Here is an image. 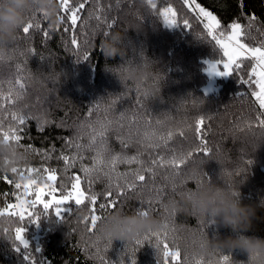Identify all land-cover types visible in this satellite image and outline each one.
I'll use <instances>...</instances> for the list:
<instances>
[{
	"label": "trees",
	"instance_id": "obj_1",
	"mask_svg": "<svg viewBox=\"0 0 264 264\" xmlns=\"http://www.w3.org/2000/svg\"><path fill=\"white\" fill-rule=\"evenodd\" d=\"M153 2L156 9L146 0H88L76 26L79 48L71 43L73 33L64 31L69 24L67 19L53 26L49 19L42 18V13H37L40 29L30 30L28 34L20 30L7 50L0 54V130H7L10 125L19 127L20 143L24 147H17L26 155L25 161L15 165L16 173L0 172V211L17 200L21 189H16L15 183L21 182V171L29 175V168L41 169L30 175L38 181L44 179V168L55 170L54 184L59 193L70 190L73 178L79 176L86 192L98 194L95 213L87 200L80 206L69 203L67 211L62 213L64 220L56 215L54 208L43 215V206L39 204L31 210L41 214L39 224L28 223L27 215L24 221L10 215L11 212L0 216V264H29L22 247L17 252L9 239L14 236L15 227H26L31 248L39 249L33 251L32 256L42 264H101L94 258L95 249L89 247L85 251V247L95 241L88 230L90 217L93 214L106 217L113 212L111 208L104 212L99 208L101 203H108L109 191L118 200L115 210L122 209L127 214L147 210L148 215L160 222L161 231L165 223L175 229L180 264L186 260L189 264L201 259L205 264L209 258L218 260L221 254H193L206 238L232 235L231 229L209 226L207 222L202 224L198 216L183 209L181 193L196 186L190 176L194 169L200 171L202 179L211 182L242 184L244 203L264 202V129L257 122L259 112L264 110L259 109L255 97L250 95L254 87L242 86L237 79V76L250 74V62H244L242 71L220 79L221 86L216 91L204 92L203 85L208 79L206 61L222 58V51L183 0ZM196 2L213 11L224 28L234 21L239 22L245 29L243 40L250 46H264V0ZM168 6L176 9L179 26L167 27L159 16V11ZM60 11L61 6L57 13ZM30 16L31 13L28 19ZM105 17L109 23L114 21L111 29L103 22ZM252 17L255 20H251ZM184 20L189 21L191 28L183 26ZM44 31L49 32L47 38ZM115 32L125 36L129 57L138 61L137 54L143 53L156 63L157 79L143 86L159 84L162 87L161 95L155 99L147 98L140 86L129 83L123 87L114 75L105 71L101 42L105 33ZM86 38L87 44L84 43ZM86 54L88 59H85ZM123 62L120 57L107 61L109 64ZM18 80L24 85L23 89ZM14 113L32 118L20 126L12 119ZM122 113L124 119L120 120ZM199 118L204 119L202 133L197 131ZM109 120L113 123L103 141L107 147L105 161L118 156L116 172L119 173L146 168H153L155 172L154 179H149V174L144 172L146 180L137 182L136 189H125L124 196H117L115 187H107L110 181L103 172H110L115 179V173L109 168L93 173L91 186L81 168V165L92 168V158L102 141L97 138L96 144H92L91 138ZM120 124L123 127H119ZM170 131L172 138L166 144L161 142L159 137L167 139ZM181 131L183 135L179 134ZM146 133L158 147L149 146ZM201 134L211 150L208 155L196 151L203 146ZM190 152L193 155L180 166L179 175L171 167L152 164L160 157L168 160ZM64 156L69 157L67 163ZM73 156L76 157L74 163ZM130 157H136V162L128 163ZM5 176L13 183L9 184ZM127 179L132 177L129 175ZM119 182L123 186V178ZM81 213L86 214L82 217ZM258 216L246 235L264 237V209ZM168 242L171 245V240ZM154 243V240L145 241L139 247L137 264H173L170 259L165 261L162 254L157 255ZM126 244L114 241L113 246L104 251V241H100L104 264H120ZM231 255L234 264H248L246 253L236 250ZM129 259V256L124 257L125 264H130Z\"/></svg>",
	"mask_w": 264,
	"mask_h": 264
},
{
	"label": "snow or ice",
	"instance_id": "obj_2",
	"mask_svg": "<svg viewBox=\"0 0 264 264\" xmlns=\"http://www.w3.org/2000/svg\"><path fill=\"white\" fill-rule=\"evenodd\" d=\"M148 5L152 9H156L157 5L153 2V0H146ZM58 3L61 6V11L58 14L60 20L63 22L65 19L69 22L68 26L65 27L64 31L72 32L71 43L75 45L77 48L80 47L79 38L76 35V26L78 21L81 20V12L85 8L86 3L88 0H76V3L73 4L72 0H58ZM183 3L191 8L195 13L197 18L200 22L203 23L204 29L207 30V35L211 37V40L215 42V44L219 47L222 51V58L214 59L212 61H207V72L210 75L215 76H233L235 73H238L243 70L242 66L244 65L245 61L250 62L251 64V71L250 74L246 73L245 76H237V79L241 82V85H251L256 90L252 91L250 95L255 97V100L258 103V107L261 110H264V46H250L248 43L244 42L243 37L245 36V29L244 27L238 22H232L226 26V28L222 27L220 19L217 18L211 11L206 10L202 7L196 0H183ZM38 11H32L31 16L28 19V22L23 26L21 31L24 34H28L30 30L33 29H40L41 24L40 20L37 18ZM159 16L163 18L164 25L167 27H176L179 26L180 23L177 18V11L175 8L168 6L164 7L159 11ZM42 18L47 20L45 14L42 13ZM251 20H255V17H252ZM103 22L106 24L107 28L111 29L113 27L114 21L109 23L107 18L105 17ZM183 26L185 28H191V25L188 20L183 21ZM251 27V22L249 24ZM81 32L83 33V26L81 25ZM108 33H105V37ZM44 37L49 36L48 31H44ZM89 41L87 38L85 39L84 43L87 44ZM31 51H35L34 49ZM85 59H88L87 54L85 55ZM18 70L20 69V65L17 66ZM17 83L19 84L20 88L23 89L24 85L20 83L18 80ZM139 91V89H138ZM115 103V101H113ZM32 117L26 114H13L12 119L17 122V125H25L26 120L31 119ZM38 119V118H37ZM124 119V114L122 113L120 116V120ZM257 122L261 129H264V111H260L257 116ZM113 121L109 120L101 131L93 135L91 138V143L96 144L97 138H99L102 143L100 147L96 149V155L92 158L93 159V166L89 168L87 166L81 165L82 171L85 175V178L88 180L89 186L92 184L91 176L93 173L103 171L104 167H107L111 170V173H115V179H113L110 172H103L105 176L109 178V184L107 187L109 189L115 187L116 195L117 196H124L126 194L125 189H136L138 186L137 182H144L146 180V176L144 172L149 174V179H154L155 172L153 168H146L143 170L137 169L131 173H119L116 172V164L119 161L118 156H113L110 161H105V152L107 151L106 144L103 143L105 140V136L107 131L109 130L110 125ZM159 123V122H158ZM197 131L202 133L203 128L205 126L204 119L199 118L197 120ZM119 127H123L122 124ZM249 128L252 127L251 123L248 125ZM19 133V127L15 125H10L7 130H0V134H2L3 139L7 142L15 143L18 147H24L20 143L21 136ZM183 135L181 131L179 133ZM153 136L155 133L152 134ZM264 135V132H262ZM173 133L170 131L167 135V139L163 136L159 137L160 141L163 143H167L168 139H171ZM145 139L149 141L150 147H158L159 145L152 143V137L149 136L147 133L145 134ZM201 144L203 145L199 148L198 152L203 153L205 155L210 154L211 150L207 147V143L203 135L201 134ZM123 143V139L121 140ZM77 148H80L81 145H76ZM193 153L190 152L187 155H182L180 157L173 156L172 158L165 160L163 157H160L159 160H153V165H161L171 167L176 171V174L179 175L180 166L185 164L188 159L192 157ZM65 162L67 163L69 157L64 156L62 157ZM73 163L75 162L76 157L73 156L72 158ZM136 157L127 158L128 163L136 162ZM251 163V161H249ZM29 175L32 172L39 173L41 169L39 168H29L27 169ZM44 178L47 181L53 183H38L37 180L32 179L28 180L26 183L23 184V191L25 195L34 193V199L31 201L25 202L20 196H17V200L19 201L18 204H8L3 211H0V216L8 213V209H15L13 212L9 213L10 215L17 216L19 220L24 221L25 216L27 215L28 223L39 224L41 220V214L36 213L34 214L32 211H29L25 204L31 205L35 207L37 204L43 206V215L47 214L50 209L55 210V213L61 220H64V216L62 213L67 211L66 208L62 207L69 203H75V205L80 206L85 203L87 200L92 208L91 210L93 213L96 211V204L98 199V194L96 193H88L81 187V180L79 176L73 178L70 190H65L59 197L55 195L57 192V187L55 186L54 182L56 181L57 177L55 175V170H49L44 168ZM13 173L17 172V168L14 167L12 169ZM21 176L24 175L23 171L20 173ZM131 176L132 179L128 180L127 177ZM207 175V174H205ZM229 176L232 174L229 173ZM7 180V177H4ZM123 178V186L120 184V179ZM9 184L13 183L12 180H7ZM175 187V185H174ZM16 189H21L22 185L20 182L15 183ZM108 203L104 204L101 203L99 208L101 212H104L106 209L111 208L115 211L116 206L118 204V200L113 198V193L109 191L107 194ZM45 196L51 197L50 200H46ZM139 213L144 215H148L147 210H141ZM106 217L103 215H96L93 214L90 217V225H89V232L95 236V241L91 245H86L85 251L89 249V247L95 249L94 258L99 259L101 264H104V257L100 255V248L99 243L100 241H104V251H107L108 248L113 246V241L109 237H105L102 233H100L99 229L97 228V224L99 221L104 220ZM87 223V220H85ZM201 223H205V221H201ZM209 226L210 224L207 223ZM26 227H15L14 229V236L9 237L13 241V247L17 252H20L22 249L25 251L24 259L29 262V264H42L41 261H38L32 256V252L34 251L29 241L25 238ZM152 245L157 250V255L163 256L165 261L169 259L173 262V264H180L181 261V252L179 246L176 244L177 237L175 235V229L169 228L168 223L164 225V231L155 232L145 234L143 237L137 239L135 242H130L126 244V251L122 254L120 258V264H125L124 257H130V264H137L136 254L139 250L140 246L145 244V241L152 243ZM169 240H171V245L169 244ZM22 246V249H21ZM31 248V250H30ZM35 251H39L36 249ZM34 251V252H35ZM254 259V258H253ZM184 264H189L186 260ZM196 264H205L204 260H197ZM207 264H234L233 257L231 254H224L221 253L219 259H212L209 258Z\"/></svg>",
	"mask_w": 264,
	"mask_h": 264
},
{
	"label": "clouds",
	"instance_id": "obj_3",
	"mask_svg": "<svg viewBox=\"0 0 264 264\" xmlns=\"http://www.w3.org/2000/svg\"><path fill=\"white\" fill-rule=\"evenodd\" d=\"M59 7L57 0H0V54L7 50L8 45L15 40L19 31L28 22L29 13L32 11L43 13L55 26L61 22L57 13ZM124 41L125 36L120 32L107 34L102 40L105 71L114 75L123 87L129 83L140 86L147 98L155 99L161 95L162 87L159 84L150 85L148 88L143 86L147 81L157 79L156 63L143 53L137 54L138 61L129 57ZM116 57H120L124 62L107 63ZM25 160L26 155L18 150L15 143L0 138V172H12L17 163ZM190 176L196 186L181 193L183 209L210 225L229 228L232 231V235L227 237L222 238L217 234L214 238L204 239L193 254L198 256L232 254L239 250L249 257L248 264H264V237L246 235L253 229L254 222L260 218L258 212L264 209V202L244 203L240 190L242 184L238 186L232 182L215 183L202 179L198 169L192 170ZM19 179L26 181L31 177L20 176ZM85 214L81 213V216ZM161 230L160 222L150 215L127 214L122 209L111 212L99 224L100 233L111 238L113 242H135L145 234Z\"/></svg>",
	"mask_w": 264,
	"mask_h": 264
},
{
	"label": "rangeland",
	"instance_id": "obj_4",
	"mask_svg": "<svg viewBox=\"0 0 264 264\" xmlns=\"http://www.w3.org/2000/svg\"><path fill=\"white\" fill-rule=\"evenodd\" d=\"M206 10H208V11H211V10H209V9H207V8H205ZM214 15H216L213 11H211ZM217 16V15H216ZM217 18H218V16H217ZM219 19V18H218ZM239 23V22H238ZM212 60H214V59H208L207 61H212ZM206 61V62H207ZM207 63H206V66H205V71H206V73H207V75H208V79H207V81H206V83L203 85V91L204 92H206V93H211V92H213V91H216L217 89H219L220 88V86H221V82H220V79H227L229 76H215V75H210L208 72H207ZM254 90H256L255 88H253V91ZM23 176H25V177H31V179H29V180H32V179H35L34 177H32V176H30V175H28V174H24ZM36 180V179H35ZM28 180H26V181H21L20 183H21V185H22V188H21V191H20V194L18 195V196H20L25 202H27V201H31L32 199H34V193H32V194H28V195H25L24 194V191H23V184L24 183H26ZM37 182L38 183H42V184H44V183H53V182H50V181H47L45 178L42 180V181H38L37 180ZM62 193H59L58 192V190H57V192L55 193V195L57 196V197H59L60 195H61ZM45 199L46 200H50L51 199V197H49V196H45ZM19 203V201L18 200H16L15 202H13V203H11V204H18ZM38 205V204H37ZM25 207L29 210V211H31L32 209H33V207L31 206V205H28L27 203L25 204ZM62 207H64V208H67V207H69L68 206V204L67 205H64V206H62ZM15 209H8V212H13ZM25 238L29 241V237H27V235L25 234ZM22 247V246H21Z\"/></svg>",
	"mask_w": 264,
	"mask_h": 264
}]
</instances>
